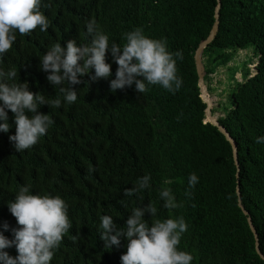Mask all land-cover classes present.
Masks as SVG:
<instances>
[{"label":"trees","instance_id":"trees-1","mask_svg":"<svg viewBox=\"0 0 264 264\" xmlns=\"http://www.w3.org/2000/svg\"><path fill=\"white\" fill-rule=\"evenodd\" d=\"M214 5L215 0H41L48 30L17 31L0 68L15 69L16 82L26 81L30 91L50 101L60 99L61 107L39 105L38 112L53 123L36 145L21 152L9 139L16 126L6 109L10 128L0 131V232L14 238L12 229L19 225L8 201L27 185L33 194L58 195L68 205L71 227L50 264H122L128 240L122 235L119 247H105L100 217L110 215L117 229L124 228L132 210L150 202L157 208L156 218H184L187 231L177 247L193 256L191 264H264L234 190L237 180L240 203L264 256V142H256L264 137V0H220L217 31L200 57L207 94L209 75L219 66L225 69V98L210 113L220 112L215 118L235 142L237 178L229 143L204 118L193 61L194 49L213 22ZM92 19L110 44L123 45L124 33L139 27L144 35L165 40L169 52L181 51L183 59L176 58L181 88L173 94L147 85L148 91L139 93L133 84L112 92L110 80L118 66L109 49L106 62L112 75L93 79L90 69L79 77L81 83L70 85L77 100L67 103L60 91L67 82L51 84L41 57L55 43L64 48L69 40L88 44L86 24ZM238 50H249L251 56L228 65ZM251 57L253 72L247 67ZM236 70L239 81L233 78ZM192 173L198 183L189 197L185 193ZM144 175L151 177L150 187L126 196L124 190ZM163 188L182 206L164 208ZM144 219L151 226V214L145 212ZM4 251L18 255L14 245Z\"/></svg>","mask_w":264,"mask_h":264},{"label":"clouds","instance_id":"clouds-1","mask_svg":"<svg viewBox=\"0 0 264 264\" xmlns=\"http://www.w3.org/2000/svg\"><path fill=\"white\" fill-rule=\"evenodd\" d=\"M44 6L51 7L50 4ZM37 27L41 31L49 28L48 18L41 11V0H0V59L12 48L17 31L27 35ZM86 31L90 37L88 44L77 46L75 40H69L64 48L55 43L41 57L40 66L49 73L47 79L51 84L56 86L67 82L68 87L60 88L67 103L77 100V92L70 85L81 83L79 77L90 69L95 71L93 79H107L112 75L111 65L106 62L109 49L118 66L115 78L110 80L112 92L133 84L139 93L147 92V85H160L173 94L181 88L183 81L177 75L176 58L182 60L183 53L179 50L169 52L165 40L150 38L137 27L124 33L126 42L123 45L110 44L109 37L95 19L87 22ZM81 60L83 64L79 63ZM16 76L15 69L5 71L0 68V131H9L6 109L11 110L16 131L9 139L14 142L16 151L21 152L36 145L53 123L48 114L38 112L39 105L47 103L58 108L61 100L50 101L43 94L33 93L26 81L16 82ZM256 142H264V137H258ZM150 179L149 175L138 178L133 187L124 190V194L132 196L149 188ZM197 183V175L190 174L185 194L191 197V189ZM159 196L166 209L182 206L169 188H163ZM8 207L19 227L12 229L13 239L0 232V264H50L54 250L71 227L66 202L58 195L33 194L30 186L22 185L15 199L8 201ZM145 212L152 216L151 226L144 219ZM156 215L157 208L152 202L139 206L132 210L126 226L119 229L112 216H101L100 237L105 247H119L120 237L124 235L128 243L127 251L121 255L122 264H191L193 256L177 247L182 234L187 231L184 218L159 219ZM3 227L8 229L9 225L4 223ZM13 245L18 253L15 257L4 251Z\"/></svg>","mask_w":264,"mask_h":264},{"label":"water","instance_id":"water-1","mask_svg":"<svg viewBox=\"0 0 264 264\" xmlns=\"http://www.w3.org/2000/svg\"><path fill=\"white\" fill-rule=\"evenodd\" d=\"M219 4H220V0H215V5H214V8H213V22L211 24V27L209 29V32H208L207 36L204 39L200 40L198 42L196 48L194 49L193 61H194V68H195V72H196V76H197V85H198V89H199V97L205 104V108H204V111H203L204 118H205V120L207 122H209L210 124L215 126L216 129L224 136V138L229 143L230 149H231V154H232L233 164L235 166V177L237 178L238 164H237V160H236V145H235V142L229 136V134L225 130V128L218 123V121L216 120L215 116L210 113L211 101L206 96L204 84L202 82L203 68H202V64L200 62L201 51L213 39V37H214V35H215L216 31H217V24H218L217 18H218ZM234 190H235V195H236L237 207L240 209L241 213L245 216V220H246L247 226H248L249 230L252 233L253 240H254V250H255L256 254L262 260H264V256L261 254V252L258 249V239H257L256 232L254 230V227H253V225H252V223L250 221V217L247 214V211L243 208L242 204L240 203V196H239V191H238V181L237 180L235 181Z\"/></svg>","mask_w":264,"mask_h":264},{"label":"rangeland","instance_id":"rangeland-1","mask_svg":"<svg viewBox=\"0 0 264 264\" xmlns=\"http://www.w3.org/2000/svg\"><path fill=\"white\" fill-rule=\"evenodd\" d=\"M251 56L249 50H238L234 57L232 58L231 62H228V65H230L232 62L240 61L246 59V57ZM255 58L251 57L249 63L247 64V67L249 69V72H253V64H254ZM209 87L211 88V91L208 92V96L211 99V107H217L219 103L223 102L225 98V88H226V73L224 67H217L213 73L209 75ZM233 78L236 81L241 80V76L239 75V71L236 70L233 74ZM214 116L220 115V112L215 111L213 113Z\"/></svg>","mask_w":264,"mask_h":264},{"label":"bare ground","instance_id":"bare-ground-1","mask_svg":"<svg viewBox=\"0 0 264 264\" xmlns=\"http://www.w3.org/2000/svg\"><path fill=\"white\" fill-rule=\"evenodd\" d=\"M205 93H206V91H205ZM206 96L210 99V97L208 96V94L206 93ZM210 101H211V99H210Z\"/></svg>","mask_w":264,"mask_h":264}]
</instances>
